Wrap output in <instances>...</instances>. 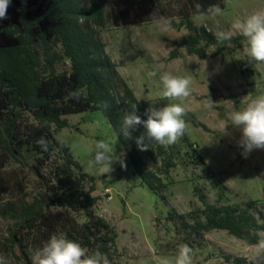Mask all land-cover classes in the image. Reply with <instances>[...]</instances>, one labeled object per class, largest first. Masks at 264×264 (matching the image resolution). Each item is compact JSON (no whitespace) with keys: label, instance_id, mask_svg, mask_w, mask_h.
Instances as JSON below:
<instances>
[{"label":"rangeland","instance_id":"374dc122","mask_svg":"<svg viewBox=\"0 0 264 264\" xmlns=\"http://www.w3.org/2000/svg\"><path fill=\"white\" fill-rule=\"evenodd\" d=\"M91 1L71 0V3L81 10L89 9ZM116 1L107 0L106 26L84 20L80 24L91 42L102 45L101 49L116 64L119 75L139 101L149 102L150 108L182 103L186 109L184 137L189 140L184 143L183 137L180 139L177 166L168 175L162 170L161 158L146 157L147 168L165 184L160 193H155L135 175L122 144L102 112L64 116L68 127L61 130L52 125L56 140L68 147L81 165V170L75 172L76 178L98 198L96 214L117 233L114 250L118 263L156 264V258L163 257L172 264L180 245L187 244L192 249L193 264H233L226 257L244 258L250 264V244L219 230L207 232L203 237L195 234L189 237L190 230L181 227L180 220H170L169 214L195 213L187 219L191 225L204 221L201 211L205 206L195 192L198 187L209 204L245 209L247 203L255 202L251 213L264 225V150H254L246 158L242 156L238 146L240 131L230 125L229 119L231 111L242 110L252 99L264 95V63L249 62L244 39L226 44L219 53L216 46H210L203 58L190 54L186 47L176 45L190 35L186 28L172 26V21L180 22L178 18L115 27ZM224 3L223 14L218 17L194 15L195 25L215 35L219 29L227 30L236 19L264 10V0H224ZM162 25H170L169 30H162ZM204 46L205 42L200 45ZM174 51L178 53L177 58L172 56ZM215 53L218 54L215 56ZM69 67V63L58 64L59 70ZM149 72L157 75L149 77ZM164 72L191 77L192 94L183 100L163 99L159 75ZM225 125H228L227 134H221L219 130ZM98 140L109 144L117 154H125L126 167L114 163V170L102 175L98 166H92L89 161ZM33 162V155L29 154L25 164L10 162L1 172V181L10 185L15 195H29L33 199L40 193L39 180L31 170ZM61 162V154L55 151L49 167ZM106 190L111 191V200L105 195ZM78 218L81 223L87 220L83 215ZM11 224L0 216V239L8 235ZM260 237H264V229ZM0 258L6 264H21L5 254L0 253Z\"/></svg>","mask_w":264,"mask_h":264},{"label":"trees","instance_id":"16d2710c","mask_svg":"<svg viewBox=\"0 0 264 264\" xmlns=\"http://www.w3.org/2000/svg\"><path fill=\"white\" fill-rule=\"evenodd\" d=\"M197 3L204 8L219 4L225 9L224 0H117L114 26L178 18L180 22L172 21V26L186 28L190 35L176 45L202 58L210 46H216L219 53L226 44L244 39L238 36L221 44L206 28L197 27L192 20ZM106 4L107 0H92L89 9L78 10L71 0H11L8 19L0 20V174L10 162L23 165L27 155L32 154L31 170L40 184V193L30 199L29 195H15L11 186L0 179V216L12 223L8 235L0 239V253L21 264H32L34 252L53 234L75 241L89 252L98 250L111 264H119L114 250L116 231L96 214L98 198L75 176L76 170H81L80 163L52 132V125L59 130L68 127L64 116L102 112L135 175L155 193H160L165 184L147 168L146 157L161 158L162 170L168 175L177 166L180 139L189 142L183 135L173 145L165 147L153 142L148 151H140L135 138L145 133L143 125L132 132L131 138L120 134L123 115L136 105L137 115L146 120L150 104L138 100L102 45L91 42L80 24L84 20L106 26ZM203 42L205 46L200 47ZM177 55L176 51L172 53L173 58ZM59 63H69L70 67L59 70ZM73 93H78L79 98H72ZM55 151L61 154L62 162L49 167ZM195 192L205 206L201 211L204 221L191 225L187 219L195 213L169 214L170 220H180L181 227L190 230L189 237H203L219 230L250 245L260 238L264 225L251 213L255 202L247 203L245 209L215 205L207 203L198 187ZM79 215L85 216L86 222L81 223ZM226 260L248 264L244 258Z\"/></svg>","mask_w":264,"mask_h":264},{"label":"clouds","instance_id":"9594fccd","mask_svg":"<svg viewBox=\"0 0 264 264\" xmlns=\"http://www.w3.org/2000/svg\"><path fill=\"white\" fill-rule=\"evenodd\" d=\"M11 0H0V20L8 19V8ZM198 18H215L223 14L219 4H211L204 8L201 4L195 5ZM170 25H162V30H169ZM240 35L247 44L246 55L249 62L264 63V10L255 11L244 18L233 21L227 30L219 29L216 39L223 44L231 41L234 35ZM149 77L157 75L149 72ZM162 85L161 97L168 101H177L188 98L192 94L193 81L189 76H175L169 72L159 75ZM72 98L78 99V93H73ZM212 101L208 104L211 108ZM186 109L182 103H167L160 108H149L147 119L142 120L137 115L136 105L131 111L126 112L121 120L120 134L131 138L132 132L143 125L145 133L136 137V144L140 151H148L151 143L161 146H170L179 141L186 130V121L183 117ZM230 125L239 129L240 139L238 146L242 149L241 155L245 158L254 150H264V95L252 99L242 110H234L229 114ZM227 126L219 131L227 134ZM147 141V142H146ZM46 150V148H45ZM123 153L117 154L115 149L103 140L94 144V151L89 163L99 167L101 174H109L114 169V163L126 167ZM251 254L250 264H264V237L249 245ZM0 264H6L0 258ZM32 264H111L108 257L100 251L89 252L79 243L53 234L49 240L32 256ZM156 264H170L168 258L157 257ZM172 264H193L192 249L187 244L178 248Z\"/></svg>","mask_w":264,"mask_h":264},{"label":"built area","instance_id":"2783aa9c","mask_svg":"<svg viewBox=\"0 0 264 264\" xmlns=\"http://www.w3.org/2000/svg\"><path fill=\"white\" fill-rule=\"evenodd\" d=\"M105 195L109 197V200H111L112 198L111 196V191L110 190H106Z\"/></svg>","mask_w":264,"mask_h":264}]
</instances>
